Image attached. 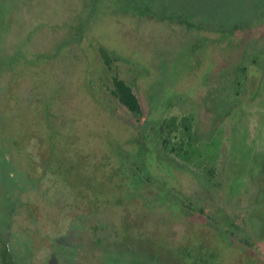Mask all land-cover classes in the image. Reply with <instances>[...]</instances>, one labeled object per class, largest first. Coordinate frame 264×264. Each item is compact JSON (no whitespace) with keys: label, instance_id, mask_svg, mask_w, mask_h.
<instances>
[{"label":"rangeland","instance_id":"1","mask_svg":"<svg viewBox=\"0 0 264 264\" xmlns=\"http://www.w3.org/2000/svg\"><path fill=\"white\" fill-rule=\"evenodd\" d=\"M0 235L17 264H264V0H0Z\"/></svg>","mask_w":264,"mask_h":264},{"label":"trees","instance_id":"2","mask_svg":"<svg viewBox=\"0 0 264 264\" xmlns=\"http://www.w3.org/2000/svg\"><path fill=\"white\" fill-rule=\"evenodd\" d=\"M100 55L103 58L104 63L109 68L111 66L112 57L108 51L104 48L99 49ZM111 94L118 102L124 106L135 117L142 115V106L137 93L134 89L123 79L115 75L113 77V89ZM166 146V142L164 144ZM16 262L12 258L10 249L3 245L0 247V264H15Z\"/></svg>","mask_w":264,"mask_h":264},{"label":"flooded vegetation","instance_id":"3","mask_svg":"<svg viewBox=\"0 0 264 264\" xmlns=\"http://www.w3.org/2000/svg\"><path fill=\"white\" fill-rule=\"evenodd\" d=\"M3 245H5L6 247H8L10 249L8 242L0 235V247H3ZM15 264H17V263H15Z\"/></svg>","mask_w":264,"mask_h":264}]
</instances>
